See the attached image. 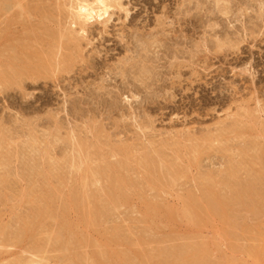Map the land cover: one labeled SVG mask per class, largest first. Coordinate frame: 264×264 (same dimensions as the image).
<instances>
[{
  "label": "rangeland",
  "instance_id": "rangeland-1",
  "mask_svg": "<svg viewBox=\"0 0 264 264\" xmlns=\"http://www.w3.org/2000/svg\"><path fill=\"white\" fill-rule=\"evenodd\" d=\"M79 1L0 0V264H264V0Z\"/></svg>",
  "mask_w": 264,
  "mask_h": 264
},
{
  "label": "bare ground",
  "instance_id": "bare-ground-1",
  "mask_svg": "<svg viewBox=\"0 0 264 264\" xmlns=\"http://www.w3.org/2000/svg\"><path fill=\"white\" fill-rule=\"evenodd\" d=\"M79 1V0H78ZM115 0H91V2L90 1H88V0H82V1H79L80 3L77 5V7H76V13H75V16H76V18L80 21H83V23H85V25H86V23L87 22H89V21H91L95 16H97V17H100L101 16V14L102 15H105L106 13H108L107 12V10H108V7L110 6V3H112V2H114ZM117 1V0H116ZM119 1V0H118ZM116 3V2H115ZM72 8V7H71ZM74 11V10H73ZM82 23V24H83ZM145 160H147V159H145ZM149 160V159H148ZM148 160H147V162H148ZM127 162V161H126ZM122 163V162H121ZM149 163H151V162H149ZM123 168V167H122ZM235 167H232L231 169H234ZM163 171V170H162ZM107 173V172H106ZM107 175H109V174H107ZM106 177H108V178H110L109 176H106ZM120 177L121 176H118V177H115V178H118V180H119V182L117 181V183H120V184H122L123 183V180L124 181H126V179L124 178L123 180H120ZM123 177H121V179H122ZM112 179V178H111ZM116 181V180H115ZM114 183V182H113ZM120 184H118L117 185V187H120L121 185ZM116 185V184H115ZM120 185V186H119ZM123 186L125 185V183H123L122 184ZM247 185V184H246ZM114 187H112V189H113ZM116 189V188H115ZM117 189H119V188H117ZM210 190V189H209ZM206 191V193H207V197H208V199H209V201L211 200L212 202V204H214V205H211L212 206V208H210L213 212H215L216 214H218V215H221L220 213H222V214H225L226 212H224L225 210H224V207L222 206V202H223V200H222V202H221V198H218L217 197V194L215 193V194H213V193H211L210 191ZM248 190V189H247ZM120 191V190H119ZM213 191V190H212ZM236 191V190H235ZM257 194V193H256ZM213 195H214V197H213ZM216 195V196H215ZM246 195V194H245ZM211 196V197H210ZM37 197V196H36ZM204 197V196H203ZM40 198V197H39ZM244 198V197H243ZM187 199H188V203L191 205V204H193L194 202H195V199L192 197V196H190V197H187ZM254 199V198H253ZM45 200V199H44ZM43 200V201H44ZM115 200H117V199H115ZM119 200V199H118ZM41 201V200H40ZM113 201V200H112ZM197 201V200H196ZM208 201V202H209ZM41 203V202H40ZM46 203H48V202H46ZM50 203V202H49ZM114 203V202H113ZM210 203V202H209ZM112 204V203H111ZM224 204V203H223ZM189 205V206H190ZM206 205V204H205ZM44 206V205H43ZM52 206V205H51ZM187 207L185 208L186 210L188 209V205H186ZM194 207H195V204L193 205ZM210 206V205H209ZM92 207V206H91ZM94 207V206H93ZM192 208L191 209V207L189 208V212H192V210H193V212L192 213H195V214H201V213H203V212H200V210H199V208H198V206H197V204H196V208ZM226 207V206H225ZM228 208V207H227ZM46 209V208H45ZM47 210V209H46ZM93 210V212H95L94 211V208H90V212H88V214L89 215H92L93 214V212H91ZM210 210V211H211ZM188 211V210H187ZM187 211L185 212V210H184V212L183 213H187ZM202 211V210H201ZM40 212V214H41V211H39ZM97 212V211H96ZM188 212V213H189ZM220 212V213H219ZM53 213V212H52ZM192 213H189L190 215H192ZM209 213H212V212H209ZM208 213V214H209ZM49 214H51V212L49 213ZM96 214V213H95ZM188 214V215H189ZM214 214V213H213ZM46 215V214H45ZM189 215V216H190ZM49 216V215H48ZM55 216V215H54ZM196 215H194V217H193V215H192V217L195 219L196 217H195ZM37 217V216H36ZM52 217V216H51ZM92 217V216H91ZM90 217V218H91ZM105 218V217H104ZM225 218V217H224ZM31 219V218H30ZM89 219V218H88ZM193 219V220H194ZM191 220H192V218H191ZM88 221H90V220H88ZM224 221H226V220H224ZM198 222V221H197ZM66 226V225H65ZM62 227V226H61ZM63 229H66V227H62V230ZM27 231V230H26ZM64 231V230H63ZM62 231V232H63ZM61 232V230H59L58 229V232H57V234L55 233V235L56 236H54V240H55V237H56V240H67L66 238L65 239H62L61 237L64 235L63 233ZM26 233V232H25ZM63 234V235H62ZM67 234V233H66ZM67 235H65L64 237H66ZM74 241V240H73ZM71 242H72V240H71ZM66 243V242H65ZM64 243V244H65ZM69 243V242H68ZM72 243H74V242H72ZM60 244H61V242H60ZM70 244V243H69ZM67 245V244H66ZM71 245V244H70ZM65 247V246H64ZM67 247V246H66ZM103 247V246H102ZM184 249V248H183ZM260 250V249H259ZM102 251V250H101ZM107 251V250H106ZM106 251H104L105 253H107ZM258 251V250H257ZM110 252V251H109ZM165 252V251H164ZM199 252V251H198ZM110 253H112V252H110ZM114 253V252H113ZM116 253V252H115ZM174 253V252H173ZM181 253V252H180ZM192 253V252H191ZM196 254V253H195ZM258 254V253H257ZM102 255H104V253L103 254H101V258L102 259H104L103 258V256ZM107 255V254H106ZM105 255V256H106ZM109 255H111V254H109ZM114 255H116V254H114ZM128 255V254H127ZM191 255V254H190ZM255 255V254H254ZM195 255H192V257H194ZM200 256V255H199ZM201 256H203V255H201ZM99 257V256H98ZM121 257V256H120ZM183 257V256H182ZM196 257H197V255H196ZM93 258V257H92ZM96 258V257H95ZM112 258H113V256H112ZM119 258V257H118ZM200 258V257H199ZM98 259V258H97ZM96 259V260H97ZM101 259V260H102ZM114 259H115V257H114ZM119 259H121L120 261L118 260H116L117 261V264H119V262H120V264H123L122 263V261L124 262L125 261V259H127V258H119ZM129 259V258H128ZM105 260H107V259H105ZM112 259H110V262H113V261H111ZM115 260H114V262H115ZM146 260V259H145ZM179 260H181V261H183V259L182 258H180ZM184 260H185V258H184ZM200 260V259H199ZM98 261H100V260H98ZM108 261V260H107ZM199 262V261H198ZM126 263V262H125ZM143 263V262H142ZM186 263V262H185ZM188 263V262H187ZM192 263V262H191ZM190 263V264H191ZM116 264V263H115ZM127 264V263H126ZM130 264V263H129ZM143 264H145V263H143ZM160 264V263H159ZM194 264H196L195 262H194Z\"/></svg>",
  "mask_w": 264,
  "mask_h": 264
}]
</instances>
